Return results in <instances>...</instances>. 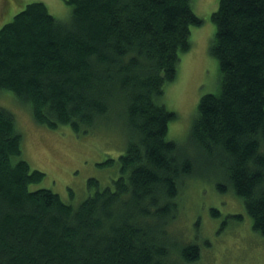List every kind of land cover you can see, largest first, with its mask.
<instances>
[{
	"label": "trees",
	"instance_id": "trees-1",
	"mask_svg": "<svg viewBox=\"0 0 264 264\" xmlns=\"http://www.w3.org/2000/svg\"><path fill=\"white\" fill-rule=\"evenodd\" d=\"M64 1L67 22L31 1L0 26V89L50 128L83 133L113 120L126 137L120 173L113 188L88 179L75 206L30 189L44 173L21 157V133L0 107V264L196 260L199 246L172 247L167 227L198 158L222 168L217 189L229 185L264 236V0H218L211 13L219 82L196 104L189 148L168 138L176 113L163 97L202 22L192 0Z\"/></svg>",
	"mask_w": 264,
	"mask_h": 264
},
{
	"label": "rangeland",
	"instance_id": "rangeland-1",
	"mask_svg": "<svg viewBox=\"0 0 264 264\" xmlns=\"http://www.w3.org/2000/svg\"><path fill=\"white\" fill-rule=\"evenodd\" d=\"M31 1L43 2L62 22L70 19L71 6L64 0H0V26ZM217 4L218 0H192V9L202 22L190 27V49L180 53L175 79L166 84L163 97L166 107L176 113L167 136L186 148L199 98L215 91L219 82L217 61L209 52L215 32L211 13ZM0 107L12 113L21 133V157L44 173L39 182L29 184L30 189L49 188L75 206L92 191L90 178L96 179L100 188L114 187L126 137L113 120L98 121L83 133L66 124L50 128L36 122L30 108L7 89H0ZM108 159L113 162L104 164ZM197 166L196 174L183 182L167 232L172 247L195 243L199 254L191 262L173 256L176 264H264V236L252 229L242 200L229 185L224 191L216 187L225 182L222 168L201 158ZM211 208L217 209V215L211 214Z\"/></svg>",
	"mask_w": 264,
	"mask_h": 264
}]
</instances>
